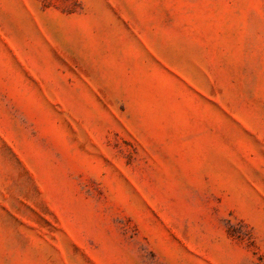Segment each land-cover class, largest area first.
<instances>
[{"label": "rangeland", "instance_id": "1", "mask_svg": "<svg viewBox=\"0 0 264 264\" xmlns=\"http://www.w3.org/2000/svg\"><path fill=\"white\" fill-rule=\"evenodd\" d=\"M0 264H264V0H0Z\"/></svg>", "mask_w": 264, "mask_h": 264}]
</instances>
